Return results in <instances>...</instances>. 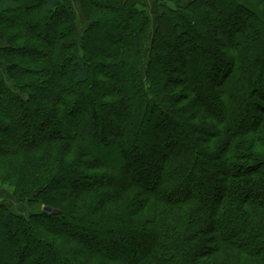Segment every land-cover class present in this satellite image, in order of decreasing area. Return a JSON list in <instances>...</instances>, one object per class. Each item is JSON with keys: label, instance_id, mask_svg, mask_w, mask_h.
I'll list each match as a JSON object with an SVG mask.
<instances>
[{"label": "trees", "instance_id": "1", "mask_svg": "<svg viewBox=\"0 0 264 264\" xmlns=\"http://www.w3.org/2000/svg\"><path fill=\"white\" fill-rule=\"evenodd\" d=\"M154 3L1 0L9 264H264V0Z\"/></svg>", "mask_w": 264, "mask_h": 264}, {"label": "rangeland", "instance_id": "2", "mask_svg": "<svg viewBox=\"0 0 264 264\" xmlns=\"http://www.w3.org/2000/svg\"><path fill=\"white\" fill-rule=\"evenodd\" d=\"M147 5H148V9L150 12V15H152L153 17V22L152 24L155 25V17L156 14L158 13V8L157 5L154 3V0H145ZM256 6H257V0H251ZM1 2V0H0ZM252 3V4H253ZM14 5V4H13ZM75 10H74V14L76 17V21H77V32L79 34V36L82 34V30L85 28L86 24H87V18L84 15V11L81 7V5H74ZM258 8L261 6H257ZM3 7L0 5V16H3V14L7 15V17L11 16L13 13H4V11L2 12ZM101 14V12L97 11L96 9H91L90 11V16L93 17V19L99 17ZM0 45H3V43L0 42ZM0 71L2 73L3 71V67H0ZM53 97L52 95H50V93L48 94V98L49 97ZM13 111H15L12 108ZM121 117V115L116 116V118H112V120L114 121L119 120V118ZM35 120H33V126H34V132L36 133L38 130L37 125L35 124ZM37 122V121H36ZM36 125V126H35ZM112 149L107 148V151H109L110 154H114V151H111ZM16 157L15 156H10V157H5L4 161L5 165L0 166V203L6 205L7 207L9 206L13 212H15L16 214H23L25 216H28L30 213H37V212H41L44 210H49L46 205L44 203H40V202H36V203H29L27 199H18L13 197L12 192H14V186L15 184H17L19 182L18 176L15 177H11L10 173L7 174L9 169V161L14 160ZM18 161H20V158L18 159ZM23 161V160H21ZM4 174H7L8 177L5 178ZM24 197V196H23ZM71 201V200H69ZM66 206V205H65ZM1 221V218H0ZM10 229H3V226L0 224V241H2V245H0V264H9V259L6 258V255H8L9 251L7 250V246H6V239L8 233H10ZM89 235L91 234L88 233ZM87 235V234H86ZM126 236H123V239H125ZM122 239V240H123ZM96 242H100L101 237H97L95 238ZM1 244V242H0ZM6 246V247H5ZM80 247V246H79ZM3 262V263H2ZM12 262V261H10Z\"/></svg>", "mask_w": 264, "mask_h": 264}]
</instances>
